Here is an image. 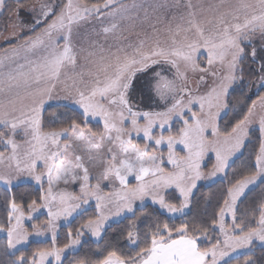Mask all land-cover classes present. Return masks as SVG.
<instances>
[{
	"label": "snow or ice",
	"instance_id": "6c2138e0",
	"mask_svg": "<svg viewBox=\"0 0 264 264\" xmlns=\"http://www.w3.org/2000/svg\"><path fill=\"white\" fill-rule=\"evenodd\" d=\"M10 2L11 8L9 0H0V13L8 9L20 21V13L24 11L31 14L33 21L29 24L21 23V31H14L12 37L19 41L24 29L34 34L24 37L22 43L0 54V93L4 94V98L0 100V144L4 145L6 151L11 149L8 155L0 152V164L8 162V170L0 172V184L5 185L9 191L14 185L33 181L40 185V203L33 199L28 204V209L29 212L46 209L47 220L44 226L32 225V234L40 237L45 232H51L52 240L50 248L39 249L30 258L21 252L9 264H45L50 257L52 259L49 264H62L63 254L79 245L81 237L86 233L97 239L102 238V230L110 219L104 209L112 203H115V216L127 212L135 217V201H143L146 197H151L154 204H159L170 213H183L189 207V196L197 181L211 179L224 172L230 157L243 148L253 123L251 117L256 102L248 108L243 119L237 120L231 131L222 132L217 119L221 110L227 108L229 90L238 79L243 81L242 65L249 57L252 63H256L259 58V85L264 87V0H256L255 4L242 2L239 8L220 13L216 17L217 27L208 36L195 18L191 0H187V18L183 15L179 17L187 27L176 24L172 28L173 21L177 19L175 15L168 21L165 30L170 34V45H162L159 39L150 45L145 40H140L135 46H128L131 51L119 47L100 56L98 61L91 62L93 68L87 72L75 71L77 54L71 43L73 24L91 16L100 19L105 14L115 16L117 13L127 12V5L119 4L118 0H104L102 4L74 7L72 0H68L57 12V5L43 0H36L35 3H29L28 0ZM175 6H179V0H176ZM132 7L139 8L141 5L133 4ZM168 7L167 3L155 5L153 12ZM144 12L147 20L148 8H144ZM229 16L231 21L227 19ZM163 21V15L156 16L151 25L154 35H158L160 31L156 24ZM39 25L44 27L37 33ZM116 28L114 23L111 28L104 27L103 31L108 33ZM256 32L260 33L262 44L259 50L252 47L251 52H248V43ZM181 36L182 39L178 41L177 37ZM201 50L207 53V68L199 63L203 54ZM100 51L104 52V49L101 47ZM93 55L95 53H89V56ZM21 59L24 63H19ZM216 62L220 64L222 72L211 70ZM165 65L170 66L168 70L175 69L174 79L170 80L163 75ZM189 71L193 74L200 73L199 80L196 81L197 88L205 83V74L212 75V85L205 94L196 95L188 87L186 73ZM238 71L240 76L237 75ZM148 72H152V79L156 81L155 92L161 101L167 104L168 94H172L174 102L166 106L164 111H135L130 102L137 75ZM85 76L89 77L87 82L84 81ZM177 79L184 83L177 85ZM80 84H84V87H80ZM177 96L180 98H176ZM259 102L264 106V96L259 97ZM194 104L199 105V112L193 110ZM49 108L52 111L45 117L44 113ZM140 117L145 121L144 124H140ZM45 119L51 126V130L47 132L42 131ZM89 119L102 121L107 134L85 131L82 125H86ZM174 120L179 124L175 135L172 134L171 127ZM129 122L131 126L126 127ZM21 125L31 131L29 148L22 157L18 155L19 145L13 139ZM157 126L162 130L159 135L154 134ZM258 126L261 141L255 157L256 171L231 183L223 206L211 221L212 227H218L224 235L223 243L217 239L210 247H201L200 234L206 236L210 230L203 223L193 222L190 226L185 222L172 229L167 223L161 225L157 222L151 233L150 245L140 248L135 256L124 257L113 250L108 251L102 259H79L75 264H230L232 253L238 249L250 248L257 241L264 248V202L259 205L256 227H249L246 231L243 223L236 222L239 198L259 177H264V116L260 117ZM164 130L168 131L167 136L163 134ZM133 133L143 134L146 141L143 147L133 143ZM86 136L109 145L104 154L105 165L95 177L94 185L90 183L93 177L83 156L76 154L74 163L72 160L64 162L60 159L64 152L73 147L74 141H82ZM125 136L128 138L125 139ZM61 141L64 142L63 145ZM165 145L167 164L172 166L170 171H166L163 166V152L157 155L148 151L149 147L160 149ZM178 145L182 146L184 155H178ZM209 152L215 153V164L205 174L201 171V161ZM41 164L43 170L38 171ZM76 170L82 171L83 175ZM149 176L151 179H146ZM45 177L48 182L47 191L43 189ZM129 177L135 178L134 185L130 184ZM60 181L64 185L78 183L79 194L66 190L54 193L53 185ZM117 182L120 187L114 193L115 201L110 196L100 195L102 186L115 187ZM173 186L182 197L179 207L167 203L161 194L163 190ZM93 199L96 201L95 216L84 220L74 230L70 228L67 233L68 243L58 247L57 222L61 219L67 221ZM8 209L7 226L0 223V232H6L7 235L5 251L15 255L20 250L18 246L29 243L30 234L22 229L24 214L21 205L14 198L8 201ZM228 214L233 217L231 228L225 227V217ZM133 227L134 224L127 232V241L130 245L137 246L139 234ZM97 248L99 250V245ZM243 264L257 262L245 259Z\"/></svg>",
	"mask_w": 264,
	"mask_h": 264
},
{
	"label": "rangeland",
	"instance_id": "374dc122",
	"mask_svg": "<svg viewBox=\"0 0 264 264\" xmlns=\"http://www.w3.org/2000/svg\"><path fill=\"white\" fill-rule=\"evenodd\" d=\"M43 2L52 3V4L57 5V12H59L60 9L63 7V5L68 2V0H43ZM242 2L255 4L256 0H191V3L194 6L193 11L196 13L195 18H196L197 22L203 26L206 36L211 34L215 30V28L217 27L216 17L219 16L220 13L233 11V10L239 8V5ZM118 3L123 4V5H127L128 11L124 12V13H117L115 16H109V15L105 14L100 19H97L95 16H91L87 20H83V21H80L76 24H73L71 43H72L74 51L77 54V67L75 69L76 72H80L81 70H84L85 72H87L89 69L93 68V64L91 63L92 61H98L100 56L107 55V53L109 51H115L119 47H124L128 51H131V48H129L128 46L129 45L135 46L136 44L139 43L140 40H145L146 43H148L150 45L153 41H155L156 39H159L162 45H164V46L170 45L171 44L170 34L165 29L168 27V21L171 19V17L173 15H175L177 17V19L175 21H173V23L171 25L172 28H175L176 24H183L184 27H187V24L185 22H182L179 19V17L181 15H183L187 18L188 9L185 7L187 0H179V6L178 7L175 6L176 0H118ZM164 3H167L169 5V7L167 9L159 8L156 10V12H153V6L164 4ZM72 4L74 7L77 5L83 6L80 0H72ZM133 4L141 5V7L134 8V7H132ZM144 8H148L149 17L147 20L144 18L145 17ZM105 13H107V10H105ZM21 14H23L22 16H20L21 20L17 21V19H15L16 17L14 18L15 20H14V23L12 24L11 28L6 30L5 33L3 34V36H0V42L5 41L6 39H8V40L12 39L13 38L12 33L14 31H21V28L19 25L21 23L24 24V22L22 20L23 16L29 17L31 23L33 22L32 16L30 13L21 11L20 15ZM0 15H1V13H0ZM157 15H163L164 21L162 23L156 24V28L159 29L160 31H159L158 35H154L153 34V28L151 27V25L155 21ZM227 19L229 21H231V16L227 17ZM241 19H242V13H241ZM114 23L117 25V28L115 30L110 31L108 33H105L103 31L104 27L111 28V25ZM14 25H17V26L14 28ZM43 27H44V25L37 26L36 32L39 33ZM220 27H222V26H220ZM24 30H27V29H24ZM33 34L34 33L29 32V34L27 36H30ZM190 35H192V34H190ZM181 39H182V36L177 37L178 41ZM22 42L23 41L18 42L14 46H17L19 43H22ZM261 44H262V41L260 39V33L256 32L251 37V42L248 43L247 50L248 51L252 50V47H256L259 49ZM101 47L104 49V52L100 51ZM11 48L12 47L1 49L0 54H2L6 49L10 50ZM201 51L203 54L200 57L199 63L201 64V66L207 68V67H209L207 64V53L203 52V50H201ZM90 52L95 53V55L89 56ZM19 63H24V61L21 59L19 61ZM13 67H15V65H13ZM180 67H181V71H183L184 69H183L182 63L180 65ZM211 70L217 71V72L223 71V69L221 68V66L218 62L214 63V65L211 66ZM5 71H7V69H5ZM69 71H71V70L69 69ZM163 75H164V73H163ZM164 76H166L167 78L169 77V75H167V74H165ZM186 76H187L188 87L191 88L193 90V93L196 95L205 94L210 89V87L212 85L213 77L210 73L205 74V83L201 84L199 88H197V85H196V81L199 80V76H200L199 72L196 74H193L191 71H189L186 73ZM259 76H260V72H259ZM88 80H89V77L85 76L84 81L87 82ZM177 81H181L180 84L184 83L183 80L177 79ZM135 82L138 83L139 85L137 86L138 87L137 91H134V93L137 94L136 97L141 96L144 104H146L147 106L144 108L139 107L132 97V98H130V102L133 106V109L135 111H140V112H144V111L152 112L151 108L149 106L151 104L150 101H151L152 95L159 98V96H157V94L155 92L156 81L152 79V72H148V74L146 76L145 75H142L140 77L137 76V79ZM150 86H151V88H150ZM257 86L261 87L259 85V77H258ZM80 87H84V84H80ZM132 93H131V95L134 94V93L133 94ZM3 98H4V94L0 93V100H2ZM177 98H180V97L177 96ZM184 99L186 102V100H187L186 94L184 96ZM164 102H162L161 105L162 104L164 105ZM25 103H27V101H25ZM192 107H193L194 111L199 112V105L198 104H194ZM224 114H225V109H222L220 117L223 116ZM189 115H191V114L189 113ZM261 116H264V106H261V104L258 100L256 102V106L254 108L253 115L251 117L253 123L250 125V132L253 130L259 131L258 121H259ZM219 118L217 119V122H218ZM89 122L100 125L102 128V130L100 132L103 134H107L104 130L102 121H100L99 119H89ZM139 122H140V124L145 123V121L143 120L142 117L139 118ZM125 126L130 127L131 126L130 122L126 123ZM171 127H172V134L175 135L178 128H179V124L174 120L171 123ZM166 128H167V126H166ZM50 130H47V131H50ZM87 130L88 129H85V131H87ZM47 131H43V132H47ZM161 131L162 130L157 126L154 129V134L159 135L161 133ZM163 134L165 136H167L169 133H168V131L164 130ZM112 135H115V133H112ZM17 136L20 138V140H17V138H16ZM124 138L127 139L128 137L125 136ZM248 138L249 137L247 136L245 143L248 141ZM13 139L16 142V144L19 145L18 155L22 157L24 152L29 148L28 141L31 140V131L27 130L25 125H21L17 129V132L13 136ZM133 139L142 140L144 142L143 146L146 143V141L143 139L142 133L140 135H136L135 133H133L132 134V140ZM260 139H261V137H260ZM33 143H35V142L33 141ZM63 143L64 142L61 141L62 145H63ZM97 145H99V147H97ZM108 147H109V145L106 142L102 143L96 138L86 136L84 138V140H82V141H78V142L74 141L73 147L71 149H69L68 151L64 152L60 159L63 160L64 162H68L69 160H72L74 163L75 162L74 156L76 154L83 156L84 157V163L89 168V172H90L91 176L93 177L91 179L90 183L94 185L96 183L95 177L99 175V173L103 170V167L105 165L104 154L107 152ZM112 147L114 148V150L118 151V149H115V146H112ZM224 147L227 148V145H224ZM241 150L239 152L235 153L232 157H230L227 168L229 167L231 162L239 155ZM10 151H11V149L9 148L7 155L10 153ZM148 151L150 154L155 152V154H157V155H159L161 152H163V155H164V165L163 166L165 167L166 171L172 170V166L167 164V146L166 145L160 149H156L154 147H149ZM177 153H178V155H184L182 146H179V145L177 146ZM214 164H215V153H213V152L207 153L205 155L204 159L201 161V171L206 174L207 172H209L212 169ZM227 168L225 169L224 172L217 174L215 177H213L211 179H202V180L197 181L196 187L193 188L192 193L189 196V200H190L191 195L193 194V192L195 191V189L199 185L210 184V183L215 182L218 179H222L226 173ZM38 170L39 171L43 170V164L40 165V168ZM76 171H79L80 175H83L82 171H80V170H76ZM146 179H151V177L149 176ZM263 180H264V177H259L255 184L250 185L248 187V189L245 190V193L239 198L238 201H240V199L246 194V192H248L250 189L254 188L259 182H261ZM129 181H130V184H132V185H134L136 183L134 177H129ZM30 183L34 184L35 186L40 188V185L36 184L34 181L30 182ZM1 185L3 187L7 188L3 184H1ZM14 186H16V185H14ZM119 187L120 186H119L118 182L116 183L115 187H103L102 186L100 195H103L106 197L110 196L111 199L113 201H115L114 193H115L116 189H118ZM43 189H44V191H47V189H48V182H47L46 177H45L44 182H43ZM53 189H54V193H56V194H58L60 190H66L69 193L79 194V184L78 183L76 185H72V184L64 185L63 182L60 181V182L53 185ZM168 191H174L179 196V192L174 186L171 188H168L166 190H163L161 194L164 195ZM179 198L182 200V197L179 196ZM147 204L158 207L161 211H163L165 214H167L170 217H178V216L182 215L183 213H185L187 210V208H185L183 213H179V212L178 213H170L166 209H162L159 204H154L152 202L151 197H146L143 201H140V200L135 201L134 208L142 207V206L147 205ZM95 206H96V201L93 199L90 201V203L88 205H83L82 209L79 212L74 213L73 216L70 217L67 221H65L63 219L59 220L57 222V228H56L57 237L59 235L60 228L67 227L68 225H70V223L77 216H79L81 213H83L85 211V209H86V211L89 209H93L94 213H95ZM104 211H105V214L110 216V219L108 221H106V223H105L104 229L110 223L118 222L121 219H123L124 217L131 215V213H127V212L122 213L120 216L113 215V213L115 212V203L109 204L108 207H106L104 209ZM89 215H91V214H89ZM29 216H31L32 218L29 219L28 218ZM46 220H47V210L46 209H40L39 211H35V212H29V210H28V213L23 215V219L21 221V226H22V229L26 230L30 234L29 243L30 242H44V241H48V240L51 241L52 240L51 232H45V235L40 236V237H37V236L32 234L33 233L32 225L37 224V225L44 226ZM226 221H229V223L231 224V226H230V228H231L233 226L232 225L233 218H232L231 214L226 215L225 223H226ZM13 223H15L14 220H13ZM104 229L102 230V233H103ZM217 231L219 234L218 239L221 241V243H223L224 235L222 233H220L218 227H217ZM0 236H6L7 237L6 232H0ZM84 237H88L95 242H97L99 240L95 237H92L90 233H86L84 236L81 237V242L84 239ZM28 244L18 246V247L21 250V249L26 248ZM80 245H81V243L79 245H77L75 248L67 250L62 256V260L67 255L76 252L79 249ZM253 247H262V246L257 241V242H254L253 246H251L250 248L238 249L235 253H232L231 260L238 257V256H241L243 254L248 253L250 250H252ZM51 259H52L51 257L48 258V260L45 261V264H49ZM243 262L241 264H243Z\"/></svg>",
	"mask_w": 264,
	"mask_h": 264
},
{
	"label": "trees",
	"instance_id": "16d2710c",
	"mask_svg": "<svg viewBox=\"0 0 264 264\" xmlns=\"http://www.w3.org/2000/svg\"><path fill=\"white\" fill-rule=\"evenodd\" d=\"M82 5L87 4L91 6L92 4H102L104 0H80ZM29 3H35L36 0H28ZM11 2L9 0V8H11ZM21 14L20 16H22ZM15 16H12L8 9H5L0 15V36H3L6 30L11 28L14 23ZM24 24L31 23L29 17L23 16L22 18ZM29 34L27 30L21 33V39L19 41L14 38L1 41L0 50L8 47H13L16 43L23 41L24 37ZM9 42V43H8ZM258 49V48H257ZM259 50V49H258ZM248 52H251L248 51ZM164 75H169L168 79H174L175 69L168 70L170 66L165 65ZM243 81L239 79L232 86L227 97V108L225 109V114L221 116L217 122L219 129L222 132L231 131L232 126L239 119H243L244 115L247 113L248 108L252 107L253 102H257L259 97L264 96V87H258V77L260 60L257 59L256 63H252L250 57L243 62ZM148 73H140L137 76L147 75ZM237 75L240 76L239 71ZM181 81H177V85ZM139 84L135 82V89L137 91ZM151 88V86H150ZM133 91V93H134ZM132 93V94H133ZM137 94H133L134 101L139 107H146L142 97ZM177 98V97H176ZM156 96L152 95L150 101V108L152 112H161L166 109V106H170L173 103L172 94H168L167 104L164 105ZM52 109L49 108L45 111L44 115L47 117L48 113ZM85 129L91 130L100 134L102 128L100 125L87 122L86 125H82ZM51 126L47 119L43 122V131L50 130ZM248 141L243 146L239 155L231 162L226 170V173L222 179H218L210 184L199 185L189 200V207L186 212L178 217H170L161 211L158 207L147 204L142 207L135 208V217L128 215L118 222L110 223L103 231L102 238L97 242L91 240L88 237H84L81 242L79 249L67 255L63 260L62 264H75V261L79 259H102L103 256L107 255L108 251H116L118 255L129 257L135 256L136 253L140 251V248L147 247L151 242V233L155 230V225L159 222L161 225L167 223L170 228H178L182 223L193 222L203 223L209 227V232L206 234H200V246L210 247L211 244L215 243L218 239L217 227L213 228L211 221L215 216L219 208L223 206L224 200L227 198V188L231 183H235V180L242 178L244 175L255 173V157L259 151L260 147V133L257 130H253L248 135ZM17 140L20 138L17 136ZM133 143L138 144L143 147V141L139 139H133ZM0 152H7L3 144H0ZM41 188L35 186L34 184H19L12 187L11 191L0 185V223L7 226V213L8 201L15 199L16 203L21 205V211L24 214L28 213V204L31 200L36 199L38 203ZM167 203L174 204L179 207L181 199L178 194L174 191H168L164 194ZM264 202V180L259 182L254 188L250 189L246 194L238 201L236 205V222L243 223L245 230L247 231L249 227H256L257 220L259 219V205ZM91 214V215H89ZM95 213L93 209L84 211L79 216H77L67 227L60 228L59 235L57 238V246L63 247L68 243L67 233L70 228L74 230L78 227L84 220L94 217ZM233 218V217H232ZM133 230L139 234V244L137 246L130 245L127 241V232L130 226H133ZM233 225V223H232ZM231 224L226 221L225 227L230 228ZM73 238H75V232L73 231ZM99 245V250L97 246ZM7 237L0 236V264H9V261L15 260L21 252L25 256L31 257L32 253L39 249H48L51 247V241L44 242H30L26 248L21 249L16 252L15 255H10L7 253ZM245 259H253L257 264H264V248L253 247L248 253L238 256L230 260V264H241Z\"/></svg>",
	"mask_w": 264,
	"mask_h": 264
},
{
	"label": "crops",
	"instance_id": "0c3cea01",
	"mask_svg": "<svg viewBox=\"0 0 264 264\" xmlns=\"http://www.w3.org/2000/svg\"><path fill=\"white\" fill-rule=\"evenodd\" d=\"M6 40H8V39H6ZM1 43V42H0ZM7 152H8V150H7ZM7 152L5 153V155H7ZM7 161H5L4 162V164H0V172H5V171H7L8 169H7V167H6V165H7ZM39 171V170H38ZM1 185V184H0Z\"/></svg>",
	"mask_w": 264,
	"mask_h": 264
}]
</instances>
